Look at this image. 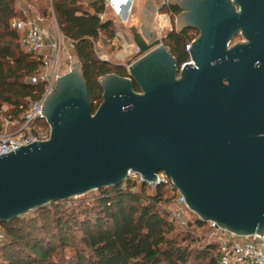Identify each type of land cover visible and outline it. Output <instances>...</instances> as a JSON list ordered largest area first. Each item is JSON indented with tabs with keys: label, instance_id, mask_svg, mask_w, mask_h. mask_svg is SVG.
Instances as JSON below:
<instances>
[{
	"label": "water",
	"instance_id": "95a60500",
	"mask_svg": "<svg viewBox=\"0 0 264 264\" xmlns=\"http://www.w3.org/2000/svg\"><path fill=\"white\" fill-rule=\"evenodd\" d=\"M197 30L190 64L133 33L129 77L100 78L95 112L81 65L58 78L42 114L50 139L0 156V222L163 173L187 208L239 236L264 235V0H173ZM239 31L249 44H228ZM140 92L134 90V84Z\"/></svg>",
	"mask_w": 264,
	"mask_h": 264
},
{
	"label": "trees",
	"instance_id": "16d2710c",
	"mask_svg": "<svg viewBox=\"0 0 264 264\" xmlns=\"http://www.w3.org/2000/svg\"><path fill=\"white\" fill-rule=\"evenodd\" d=\"M52 9L61 32L75 44L95 112L103 101L100 78L129 77L122 66L101 61L95 50L101 36L110 42L116 38V25L112 18L100 19L106 12L105 0H52ZM165 12L175 22L181 9L171 4L161 9ZM15 18H24L17 1L0 0V132L4 118L19 119L46 90L44 81L28 82L40 74L43 62L26 51L22 35L11 28ZM190 31L174 30L165 40L180 67L189 59ZM134 90L140 92L136 83ZM167 189L166 184L153 188L127 181L96 190L92 198L62 200L0 222L3 264H221L218 243L200 245L191 228H178L164 208L171 200ZM192 225L206 229L199 219Z\"/></svg>",
	"mask_w": 264,
	"mask_h": 264
},
{
	"label": "built area",
	"instance_id": "2783aa9c",
	"mask_svg": "<svg viewBox=\"0 0 264 264\" xmlns=\"http://www.w3.org/2000/svg\"><path fill=\"white\" fill-rule=\"evenodd\" d=\"M20 6V11L23 13L24 18L13 19L11 21V28L22 35L26 51L43 62L40 74L29 78L28 82L35 85L40 81H44L46 83V90L41 99L29 103L28 108L19 119L6 118L3 130L0 132V156L9 154L22 146H28L34 142H45L50 139L51 127L46 117L42 114L44 99L53 91L58 78L73 69V66H71L66 72H61L60 70L62 53L66 50V45L74 51L75 44L61 32L53 13L52 0L53 22L51 23L49 18L41 12L37 11L35 15L31 16L22 4ZM165 6L169 7L170 4L166 3ZM105 7L106 12L100 15L102 21L106 19L107 12L110 11L121 26H128L133 0H105ZM159 17H164V25ZM142 26L146 27L150 32V40H146L148 45L158 42V46H165V40L169 33L174 30L178 31L176 20L175 22L173 21L172 14L170 12L161 13V9L153 14L151 11H146L142 18ZM116 38L125 43L127 49L134 53V61L139 58L140 49L133 39L119 30L116 31ZM191 46L192 42H188L186 45V52L188 54ZM129 64L126 67L128 74ZM185 65L183 64L181 67L183 68ZM40 121L44 122V126L39 128L37 125ZM128 181L147 184L153 188L161 184L170 186L177 194V205L180 207L178 211L172 212L173 218L182 226L189 225L181 210V207H187L185 199L173 186L171 180L163 173L158 175L156 182H146L142 175L131 172ZM188 212L191 211L188 209ZM205 224L207 230L211 231L212 236L217 238V243L220 247L221 264H264V235L239 236L221 229L215 222L209 221ZM198 229L196 228V230ZM3 242L4 233L0 229V246Z\"/></svg>",
	"mask_w": 264,
	"mask_h": 264
},
{
	"label": "rangeland",
	"instance_id": "374dc122",
	"mask_svg": "<svg viewBox=\"0 0 264 264\" xmlns=\"http://www.w3.org/2000/svg\"><path fill=\"white\" fill-rule=\"evenodd\" d=\"M16 1H17V8L19 9V11H20V7H21L20 5L22 4L29 11L31 16L35 15L36 12L39 11L43 15H45L47 18H49L50 23L53 22L52 10H51V0H16ZM44 11H46L45 13H47V14H45ZM165 11H170V10L165 9ZM50 18H51V20H50ZM106 18H112L115 25H116V29L123 32V33H126V35L129 38L133 39V32L130 29V27L126 29L123 26H121L119 24L118 20L113 16V14L110 11L107 12ZM176 28H177V26H176ZM138 31L139 30H137V32ZM178 31H180V30L178 29ZM189 36H191L193 38L190 42H193L199 35L197 34L196 30H191L189 32ZM95 50L97 53V57L101 61H107L113 65L122 66L125 69L128 66V64L130 62H133L135 59L134 53L129 51L127 49V47L125 46V43H123L118 38H115L114 40H112L110 42V41L106 40L105 36H101L95 44ZM71 56H73V57L71 58ZM61 60H62L61 66H60L61 72H66L69 69V67L73 66V68H74L75 66L80 64L79 61L77 60L76 56H75V50L73 51L71 49V47H69L68 45H66V50L62 53V59ZM5 110H7V109L5 108L4 111ZM5 120H6V118H4V123H5ZM37 126L39 128L44 126V122H41V121L38 122ZM96 194H97V192L95 190V191H92V192H90L84 196L76 197V198H72V199H74L75 201H79V200H83V199H87V198H92ZM166 197L170 198L171 200L168 203L164 204V208L167 209L170 212L171 216L173 217L172 212L178 211L180 207L177 205V194H176V192H174L172 190V188L170 186H168ZM181 210L184 213V218L189 223V225L188 226H182L177 221L178 228L180 230H188V228H191L192 232H194V235L200 239V243H199L200 245L217 243V238L212 236L211 231L207 230V228L204 230L203 229L196 230L195 226H193V225L190 226V224H194L195 221L198 219L196 214H194L192 212H188L187 207H181ZM68 255H70V253H67V256ZM3 262L4 261H3L2 257L0 256V264H3Z\"/></svg>",
	"mask_w": 264,
	"mask_h": 264
},
{
	"label": "crops",
	"instance_id": "0c3cea01",
	"mask_svg": "<svg viewBox=\"0 0 264 264\" xmlns=\"http://www.w3.org/2000/svg\"><path fill=\"white\" fill-rule=\"evenodd\" d=\"M173 0H133L132 13L130 21L127 27L132 30V32H141L142 28V18L146 11H151L152 14L156 11H159L165 6L166 3L172 4Z\"/></svg>",
	"mask_w": 264,
	"mask_h": 264
},
{
	"label": "flooded vegetation",
	"instance_id": "af4514ba",
	"mask_svg": "<svg viewBox=\"0 0 264 264\" xmlns=\"http://www.w3.org/2000/svg\"><path fill=\"white\" fill-rule=\"evenodd\" d=\"M196 32L199 35V32L197 30H196ZM249 43H250V41L243 36L241 31H239L238 33H236V35L230 41V43L228 44V47L232 48V47L240 45V44H249ZM190 62H191V59H190V56H189L188 61H186L184 64H190Z\"/></svg>",
	"mask_w": 264,
	"mask_h": 264
},
{
	"label": "bare ground",
	"instance_id": "6f19581e",
	"mask_svg": "<svg viewBox=\"0 0 264 264\" xmlns=\"http://www.w3.org/2000/svg\"><path fill=\"white\" fill-rule=\"evenodd\" d=\"M159 19L162 21V24L164 25V17H159Z\"/></svg>",
	"mask_w": 264,
	"mask_h": 264
}]
</instances>
